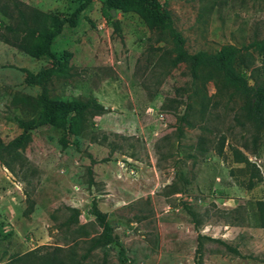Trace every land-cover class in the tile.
I'll return each instance as SVG.
<instances>
[{"label": "rangeland", "instance_id": "rangeland-1", "mask_svg": "<svg viewBox=\"0 0 264 264\" xmlns=\"http://www.w3.org/2000/svg\"><path fill=\"white\" fill-rule=\"evenodd\" d=\"M158 2L189 53L235 47V68L264 86V0ZM15 3L60 19L78 6L0 0L4 142L20 132L16 117L42 112L41 89L25 83L26 72L51 67L5 31L18 23ZM172 50L138 15L112 16L99 0L63 28L51 51L69 52L70 70L47 81L50 97L96 99L107 111L87 114L65 147L58 128H39L23 164L0 163V264H264V109L258 124L253 98L217 75L205 82L203 101L181 95L189 76L173 66ZM93 201L125 263L117 246H93L102 231L89 215Z\"/></svg>", "mask_w": 264, "mask_h": 264}, {"label": "trees", "instance_id": "trees-1", "mask_svg": "<svg viewBox=\"0 0 264 264\" xmlns=\"http://www.w3.org/2000/svg\"><path fill=\"white\" fill-rule=\"evenodd\" d=\"M77 8L68 18L60 19L57 16L43 14L37 10H21L17 3L18 23L15 26H5V31L13 40V45L19 50L35 57L46 58L51 62V67L37 74L26 72L25 83L38 86L41 92L37 98L42 108L41 114L36 118L24 120L15 118L19 134L8 142L0 139V163L12 168V165H21L25 162L22 151L32 141V132L45 127H56L62 132L63 146H67V139L77 135L79 124L89 113L103 114L107 109L96 99L86 101L71 100L60 101L50 97L47 81L53 76H68L70 70L71 54L63 52L56 56L51 51L53 41L59 36L65 26L74 28L80 14L94 0H75ZM103 7L121 13H134L138 15L151 32L159 31L165 34L173 46V66L183 64L189 76V85L179 91L181 95L203 101L205 82L213 79L214 75L233 87L244 96L252 97L254 120L261 124V114L264 109V86L254 83L249 84V78L243 71L235 68L234 62L241 51L235 47H224L216 53L198 51L189 53L185 49V39L174 27L170 14L163 11L158 0H99ZM112 26L120 34V23L112 21ZM16 42V43H15ZM180 120H183L182 117ZM247 163L245 157H241ZM93 163V161H92ZM89 215L95 218L101 228V234L93 241L94 247H108L115 245L119 248V255L125 263V251L122 245L114 238V229L105 213H102L93 201ZM198 251H200V246Z\"/></svg>", "mask_w": 264, "mask_h": 264}, {"label": "water", "instance_id": "water-1", "mask_svg": "<svg viewBox=\"0 0 264 264\" xmlns=\"http://www.w3.org/2000/svg\"><path fill=\"white\" fill-rule=\"evenodd\" d=\"M111 15L114 16V11L111 12Z\"/></svg>", "mask_w": 264, "mask_h": 264}]
</instances>
